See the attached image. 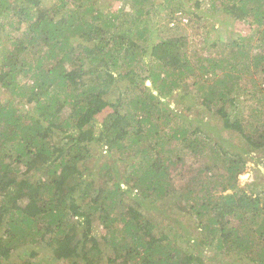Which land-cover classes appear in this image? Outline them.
I'll return each instance as SVG.
<instances>
[{
	"label": "trees",
	"instance_id": "obj_1",
	"mask_svg": "<svg viewBox=\"0 0 264 264\" xmlns=\"http://www.w3.org/2000/svg\"><path fill=\"white\" fill-rule=\"evenodd\" d=\"M118 2L0 0V264H264V175L190 116L264 152V0Z\"/></svg>",
	"mask_w": 264,
	"mask_h": 264
},
{
	"label": "rangeland",
	"instance_id": "obj_2",
	"mask_svg": "<svg viewBox=\"0 0 264 264\" xmlns=\"http://www.w3.org/2000/svg\"><path fill=\"white\" fill-rule=\"evenodd\" d=\"M42 1H43V3H46V4H49V2H50V0H42ZM102 3L107 4V5L112 4V6H114V7H117L119 5L118 0H102ZM206 7H208V6H206L205 3H203V10L206 11ZM219 7L220 6H218L217 8L219 9ZM187 19L188 18L186 15L181 16L179 13L174 14V21H172V23L175 25H176V23H178L179 24L178 29H174L172 24L169 23L167 25V27H168L167 33L168 34L172 33V35L184 36V37L191 36L193 32H192V30H190L188 28ZM217 25L218 24L216 23L215 27H217ZM231 27L232 28L229 29L230 32H228V34H229V36L236 37V38H238V35L245 38L250 32L252 33V30L254 29L253 27H250L249 25H247V22H237L236 24H233V26H231ZM207 32H209V33L206 36V38H208V39L216 38V35L213 32H211V30H207ZM243 41H245V39ZM252 49H253L252 55H255L256 52H260V51H255L254 47ZM263 58H264V53H263ZM251 76L253 78L258 79L260 82L264 83V72H253V71H251ZM183 91H186V90H183ZM169 105H171V107L175 106V104H172V103H170ZM196 105H197L196 108L193 111H191L190 116L196 120L199 119L198 121H204L203 128H206L204 126H207L209 128V129H206L205 136L207 137V135H210V134L213 135V138L216 141H219L218 144L220 147L224 146V148L226 150H228L229 152L232 151V152L240 154L243 157V159L246 161L245 167H244V172L238 178L239 186H248V189L251 188L255 192L259 191L260 188H257L258 186L256 188L251 187L252 186L251 184H254V183L258 184V183H261L263 181L264 152H256L255 151V152H251V153L247 154L246 153L247 150L243 148L247 145L246 141L243 139V136H239L238 133H235L229 129H223L220 119L218 117L215 118V116L213 114L214 110L209 111L208 109L204 108V106H202L198 103H196ZM252 106H253V103H251L249 106L242 107L239 111L237 110V108H235L233 110L235 112H238L239 116L244 119V118L249 117ZM258 107L261 110V114L259 115L260 120H257V121L262 122V121H264V107H261V106H258ZM196 109H198V110H196ZM196 112H199V114H196ZM103 117H104V114H103V116H101V115L98 116V122L99 123L103 120ZM249 120H250L249 123H252V122L255 123L256 122V119L252 120V117ZM260 128L264 129L262 127H260ZM202 137H203V135H202ZM93 170H94V172L97 171L96 168ZM95 217L96 218H94V220L97 219V215H95ZM184 218H187V217H181V218L179 217L180 222H185L186 219H184ZM96 234H97V236L99 235L98 230L96 231ZM41 244H42V250L39 249V251L45 253L46 255H49L50 254L49 251L55 247L54 243L49 245V243L46 244L45 242H43ZM46 246H48V247H46ZM183 246L188 249L187 245H183ZM18 253H20V252L19 251L12 252L11 259L13 260V256L17 255ZM106 253H108V251ZM106 253L104 256H106ZM208 255H212V254H208ZM218 262L219 261L215 258L214 261L208 262V263L209 264H218ZM54 264H56V263L54 262ZM58 264H63V262H58ZM101 264H106L105 258Z\"/></svg>",
	"mask_w": 264,
	"mask_h": 264
},
{
	"label": "clouds",
	"instance_id": "obj_3",
	"mask_svg": "<svg viewBox=\"0 0 264 264\" xmlns=\"http://www.w3.org/2000/svg\"><path fill=\"white\" fill-rule=\"evenodd\" d=\"M173 25V24H172Z\"/></svg>",
	"mask_w": 264,
	"mask_h": 264
}]
</instances>
